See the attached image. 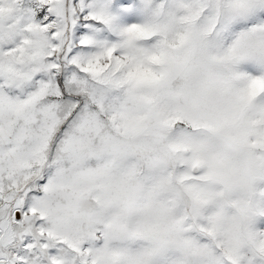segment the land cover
I'll list each match as a JSON object with an SVG mask.
<instances>
[{
  "label": "snow or ice",
  "instance_id": "snow-or-ice-1",
  "mask_svg": "<svg viewBox=\"0 0 264 264\" xmlns=\"http://www.w3.org/2000/svg\"><path fill=\"white\" fill-rule=\"evenodd\" d=\"M0 264H264V0H0Z\"/></svg>",
  "mask_w": 264,
  "mask_h": 264
}]
</instances>
